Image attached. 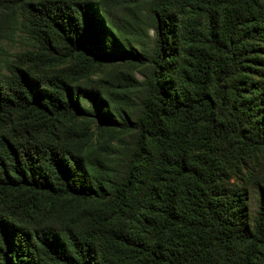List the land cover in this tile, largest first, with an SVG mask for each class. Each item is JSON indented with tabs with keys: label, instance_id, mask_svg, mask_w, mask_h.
<instances>
[{
	"label": "trees",
	"instance_id": "1",
	"mask_svg": "<svg viewBox=\"0 0 264 264\" xmlns=\"http://www.w3.org/2000/svg\"><path fill=\"white\" fill-rule=\"evenodd\" d=\"M0 264H264V0H0Z\"/></svg>",
	"mask_w": 264,
	"mask_h": 264
}]
</instances>
